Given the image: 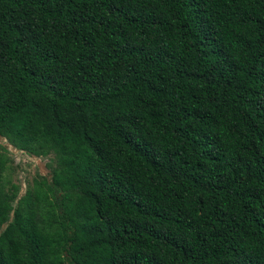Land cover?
Here are the masks:
<instances>
[{
  "label": "trees",
  "instance_id": "obj_1",
  "mask_svg": "<svg viewBox=\"0 0 264 264\" xmlns=\"http://www.w3.org/2000/svg\"><path fill=\"white\" fill-rule=\"evenodd\" d=\"M0 139V264H264V0H0Z\"/></svg>",
  "mask_w": 264,
  "mask_h": 264
},
{
  "label": "rangeland",
  "instance_id": "obj_2",
  "mask_svg": "<svg viewBox=\"0 0 264 264\" xmlns=\"http://www.w3.org/2000/svg\"><path fill=\"white\" fill-rule=\"evenodd\" d=\"M0 144L8 149L10 158L12 159L11 168L5 172V178L18 186V196H20L27 185L31 183L35 175L46 177L49 180V168L47 161L49 157H32L18 152L12 147L6 145L4 140L0 139ZM53 166V163H50Z\"/></svg>",
  "mask_w": 264,
  "mask_h": 264
}]
</instances>
